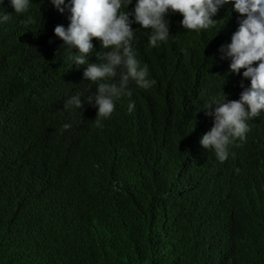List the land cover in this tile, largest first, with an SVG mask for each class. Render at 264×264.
<instances>
[{
  "label": "trees",
  "instance_id": "trees-1",
  "mask_svg": "<svg viewBox=\"0 0 264 264\" xmlns=\"http://www.w3.org/2000/svg\"><path fill=\"white\" fill-rule=\"evenodd\" d=\"M30 6L0 5L11 13L0 24V264H264V113L227 161L200 144L213 126L205 103L238 100L250 84L220 51L239 28L233 3L202 33L169 12L157 48L133 24L156 83L133 85L136 110L122 97L103 127L86 101L96 91L87 65L72 66L54 32L71 14L56 16L50 0ZM101 43L95 52L110 50ZM77 93L83 107L64 110Z\"/></svg>",
  "mask_w": 264,
  "mask_h": 264
},
{
  "label": "clouds",
  "instance_id": "clouds-1",
  "mask_svg": "<svg viewBox=\"0 0 264 264\" xmlns=\"http://www.w3.org/2000/svg\"><path fill=\"white\" fill-rule=\"evenodd\" d=\"M34 0H9L17 14L25 13ZM64 16L71 14L67 27L57 25L55 35L67 45V59L77 68L84 69L85 80L95 85L96 91L86 97L87 103L97 108L96 127H103V120L110 118L116 102L122 97L129 98L128 112L136 110V102L131 99L135 88L148 90L156 81L150 78L149 66L138 58L139 24L147 36V45L157 48L166 43L171 36L169 12L182 14V26L188 32L202 33L221 27L214 19L221 7L233 3L234 10L241 14L239 28L231 37V42L221 46L220 51L230 58V72L237 75L241 69L243 80L238 100H229L222 95L211 97L203 108L206 115L213 118V126L201 138L200 144L214 152L220 162L227 161L230 146L236 140H245L250 131L249 120L264 113V0H50ZM4 0H0V5ZM135 6L126 11L130 4ZM11 13H0V24L7 23ZM32 22V18H28ZM218 25H220L218 27ZM216 30V31H217ZM216 33V32H215ZM99 38L104 52H95L93 39ZM77 49L75 53L71 49ZM95 52L98 62L90 63L89 57ZM254 62H259L254 64ZM90 89V88H89ZM83 93L71 95L64 101V110L83 107ZM72 127L70 123L62 126V132ZM234 155V154H232Z\"/></svg>",
  "mask_w": 264,
  "mask_h": 264
}]
</instances>
